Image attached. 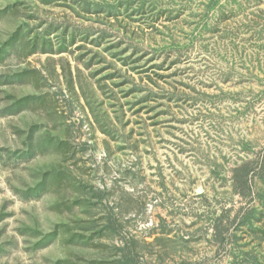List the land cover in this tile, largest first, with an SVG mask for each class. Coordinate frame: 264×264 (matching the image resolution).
Wrapping results in <instances>:
<instances>
[{
  "label": "rangeland",
  "instance_id": "obj_1",
  "mask_svg": "<svg viewBox=\"0 0 264 264\" xmlns=\"http://www.w3.org/2000/svg\"><path fill=\"white\" fill-rule=\"evenodd\" d=\"M0 264H264V0H0Z\"/></svg>",
  "mask_w": 264,
  "mask_h": 264
},
{
  "label": "trees",
  "instance_id": "obj_2",
  "mask_svg": "<svg viewBox=\"0 0 264 264\" xmlns=\"http://www.w3.org/2000/svg\"><path fill=\"white\" fill-rule=\"evenodd\" d=\"M253 162H244L241 163L240 165H237L232 169V188L235 193L239 194L240 196L244 197L246 194L251 193L252 188H251V181L252 177L250 175L251 171L253 170V167H251ZM255 204H258V201H254L252 205L254 206ZM248 210L244 211L241 215L240 218L246 219V212ZM242 223H239V225L243 224L245 225L246 222L241 221ZM216 234V237H221V233L218 232L217 230L214 232ZM230 237L231 235H227L226 238V244H230ZM224 237H222V240Z\"/></svg>",
  "mask_w": 264,
  "mask_h": 264
}]
</instances>
